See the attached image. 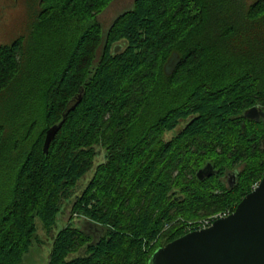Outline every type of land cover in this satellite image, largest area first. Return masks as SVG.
<instances>
[{
    "label": "trees",
    "instance_id": "obj_1",
    "mask_svg": "<svg viewBox=\"0 0 264 264\" xmlns=\"http://www.w3.org/2000/svg\"><path fill=\"white\" fill-rule=\"evenodd\" d=\"M111 1L41 0L30 33L4 55L0 264H22L35 218L51 233L72 196V212L102 233L94 241L83 221L65 226L47 264H148L194 230L186 222L200 210L233 212L264 175V121L243 115L264 111V0H133L103 28ZM63 117L45 153L46 130ZM96 147L105 160L74 194ZM206 163L217 174L199 180ZM226 168L231 188L217 181Z\"/></svg>",
    "mask_w": 264,
    "mask_h": 264
},
{
    "label": "water",
    "instance_id": "obj_2",
    "mask_svg": "<svg viewBox=\"0 0 264 264\" xmlns=\"http://www.w3.org/2000/svg\"><path fill=\"white\" fill-rule=\"evenodd\" d=\"M173 53L164 65L169 75L179 62ZM81 96H78L80 100ZM74 107H71L73 109ZM250 120L264 121V111L253 106L243 113ZM62 120L46 130L43 151L61 127ZM217 174L211 163L200 168L196 177L203 180ZM236 183V172L227 173V185ZM81 230L92 234L94 241L102 230L94 223L83 221ZM148 264H264V175L257 185L237 203L233 212L220 217L204 229L192 230L156 249Z\"/></svg>",
    "mask_w": 264,
    "mask_h": 264
},
{
    "label": "rangeland",
    "instance_id": "obj_3",
    "mask_svg": "<svg viewBox=\"0 0 264 264\" xmlns=\"http://www.w3.org/2000/svg\"><path fill=\"white\" fill-rule=\"evenodd\" d=\"M132 2L133 0H112L109 6L98 15V19L101 22L102 27L105 28L109 26L117 16H119L124 11L129 10L132 7ZM40 10L41 0H0V68L4 64V55H6V52H9L8 48L12 47V45H14L16 41H20V39L22 38L25 39V37L30 33L31 27L36 22V17L38 16ZM9 56L11 60L17 63L19 58V50H15V52L10 53ZM3 117V104H1L0 121L3 120ZM185 124V121L180 122L174 130L164 135V139H171L172 136L177 132V130ZM96 152L97 155L94 158L93 170L88 172V174L84 178L77 182L74 189V194L81 193L86 183L92 176L95 167L104 162L106 151L102 147H96ZM230 170L232 169L226 168L225 173L217 178V181H220V184H222L224 188H227L226 173ZM189 178L190 177H188V179ZM259 180L250 185L251 190L257 185ZM240 185V188H242L246 185V183L243 182ZM238 190L239 188L236 191ZM213 191L215 194L222 193V190L220 191V189L218 188L214 189ZM73 202L74 196H72L69 200H65L63 202L57 222L51 233H47L43 229L40 220L38 218H35V238L33 239L28 253L23 256L22 264H47L50 249L53 243V238L55 237L56 233L67 225L79 226L82 221L86 220L85 217L72 212ZM230 210H232L230 206L218 210H213L212 208L208 209V211L200 210L198 213L200 214L199 217L187 221L186 227L188 229V227H190V225L192 224L196 225L201 221L212 219L215 216L219 214H225ZM171 223H165L162 228V232L168 231ZM159 240H161V238H159ZM82 253L83 248H80L73 256L80 255Z\"/></svg>",
    "mask_w": 264,
    "mask_h": 264
},
{
    "label": "built area",
    "instance_id": "obj_4",
    "mask_svg": "<svg viewBox=\"0 0 264 264\" xmlns=\"http://www.w3.org/2000/svg\"><path fill=\"white\" fill-rule=\"evenodd\" d=\"M229 214V211L227 212V213H225V214H219V215H217V216H215L214 218H212V219H207V220H205V221H201L200 223H198V224H196L195 226H194V230H198V229H204V228H207V227H209L211 224H212V222L214 221V220H216V219H218V218H220V217H223V216H226V215H228Z\"/></svg>",
    "mask_w": 264,
    "mask_h": 264
},
{
    "label": "flooded vegetation",
    "instance_id": "obj_5",
    "mask_svg": "<svg viewBox=\"0 0 264 264\" xmlns=\"http://www.w3.org/2000/svg\"><path fill=\"white\" fill-rule=\"evenodd\" d=\"M226 184H227V173H226Z\"/></svg>",
    "mask_w": 264,
    "mask_h": 264
}]
</instances>
